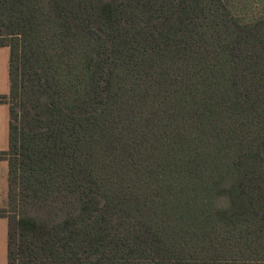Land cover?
<instances>
[{
  "label": "trees",
  "instance_id": "trees-1",
  "mask_svg": "<svg viewBox=\"0 0 264 264\" xmlns=\"http://www.w3.org/2000/svg\"><path fill=\"white\" fill-rule=\"evenodd\" d=\"M7 264H264V0H0Z\"/></svg>",
  "mask_w": 264,
  "mask_h": 264
},
{
  "label": "crops",
  "instance_id": "crops-1",
  "mask_svg": "<svg viewBox=\"0 0 264 264\" xmlns=\"http://www.w3.org/2000/svg\"><path fill=\"white\" fill-rule=\"evenodd\" d=\"M7 48V51L3 50ZM10 49L8 46H0V94H7L10 90L9 75ZM7 71V84H4V73ZM9 122L10 110L6 102H0V151H6L9 147ZM9 162L0 157V209L5 208L8 203L9 191ZM8 248V219L0 216V264H7ZM6 254V262H5Z\"/></svg>",
  "mask_w": 264,
  "mask_h": 264
},
{
  "label": "rangeland",
  "instance_id": "rangeland-1",
  "mask_svg": "<svg viewBox=\"0 0 264 264\" xmlns=\"http://www.w3.org/2000/svg\"><path fill=\"white\" fill-rule=\"evenodd\" d=\"M3 50L7 51V48H3ZM7 71H6V74L4 73V84L6 85L7 84ZM5 262H6V254H5Z\"/></svg>",
  "mask_w": 264,
  "mask_h": 264
}]
</instances>
